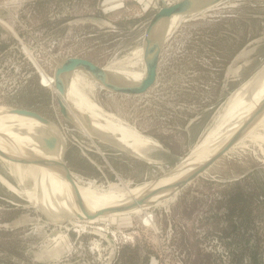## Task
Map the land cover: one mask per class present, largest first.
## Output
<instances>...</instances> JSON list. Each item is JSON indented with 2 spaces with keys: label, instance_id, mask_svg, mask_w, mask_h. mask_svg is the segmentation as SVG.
<instances>
[{
  "label": "rangeland",
  "instance_id": "rangeland-1",
  "mask_svg": "<svg viewBox=\"0 0 264 264\" xmlns=\"http://www.w3.org/2000/svg\"><path fill=\"white\" fill-rule=\"evenodd\" d=\"M100 4L0 0V107L32 110L54 123L67 142L63 161L83 200L90 190L97 193L86 186L90 182L102 189L135 187L170 174L205 142L219 141L233 112L254 108L253 94L240 100L236 95L264 70V0H225L181 18L162 46L156 83L145 94L110 93L77 73L75 86L91 89L105 114L157 141L155 162L137 159L65 120L55 90L28 55L49 76L68 57L140 75L138 49L163 2L119 0L108 14L111 26L72 28L77 17L101 14ZM259 128L252 136L264 137ZM9 162L0 158V264H108L113 249L98 230L117 241L112 264H264L263 140L246 137L177 195L141 213L80 220L67 209L70 217L61 225L26 196ZM39 175L34 173L40 180ZM62 211L50 214L58 218ZM55 231L59 236L51 239Z\"/></svg>",
  "mask_w": 264,
  "mask_h": 264
},
{
  "label": "bare ground",
  "instance_id": "bare-ground-1",
  "mask_svg": "<svg viewBox=\"0 0 264 264\" xmlns=\"http://www.w3.org/2000/svg\"><path fill=\"white\" fill-rule=\"evenodd\" d=\"M183 17L187 18L189 16L186 17L182 15L179 16L176 15L171 18L168 24L166 35L172 33L173 28L178 23H180V20ZM162 25L163 23L158 25L155 31L156 34H158L159 36H163L164 27H161ZM143 51L144 49L142 47L138 49V53L140 54L142 62H143ZM28 55L31 58V60L35 63V65L38 66L42 74L44 83L49 85L51 81L48 79L46 73L43 72V69H41V67L37 64L35 58L30 52H28ZM105 68L115 76H118L119 78L127 79L125 81L128 83L139 82L145 75V67H142L143 70L140 75H137L127 70L116 69L112 67H105ZM77 73L85 74L80 70L75 71L73 73L64 98L67 102H69L68 104L69 112L72 114V117L79 124L81 129L91 136V133L86 125V120L84 119V116L87 115V117H89L90 120H92V126L94 128H96L101 132L106 133L110 138L117 140L120 145H123L129 148L130 150H132V152L135 155L144 158L148 162H155V160L151 156V152L152 150L156 149V147L158 146L157 141L155 139L149 138L146 135H143L142 133L138 132L135 128L124 125L121 121L116 119L114 115L112 116L110 114H105L103 112V107L92 99L91 97L92 95L90 92L91 89H88L86 87L84 88V87L75 86L74 78ZM258 74L259 75L257 76V80L255 79H254L255 81L251 80L250 83H248L250 85L246 86V88L249 86L250 90L244 88L245 87L244 86L243 88L246 90L240 88L242 90L238 91L236 95L237 100H240L245 97L248 98L250 94H253L250 97L251 98L250 101H253V104L251 106L254 108L250 111L246 110L245 112L244 110H240V109L237 110L235 113L233 112L232 120L234 121H231L230 119L231 117H230L228 119L230 121L227 120L230 123H228L229 125L226 127V130L223 132L224 129L223 128L220 129L219 135H221L222 132L224 134L223 136H221L219 141L210 140L205 142L202 146L196 147L193 150V152H190L191 153L190 156L183 163H180L178 168L175 171H173L171 175L160 178V180L156 181V183H154V181H147L135 187H131L129 186V184H124V183L112 184V185H108L107 187L108 193H106L107 191L104 192L105 189L104 191L102 188L100 190L99 187H97L98 193L96 194L93 193V190H90V192L86 193L88 195V199L84 200V204L86 208L90 212L93 211L95 212L107 206L121 204L125 202L127 199H131V197L132 198L138 197L140 194H142L145 190L149 189L153 185H154L153 188L165 186L171 182L186 177L189 172H191L192 170L203 164L217 151H219L227 142V140L231 138V136L235 134L238 130L242 129L245 124L247 125L251 124V125L249 129L247 128V125L244 127L247 128L248 130L246 129L247 131L244 132L242 138L239 139L233 145V147L243 142V140H245L246 137L247 138L252 137L253 140L264 141V137L258 136V134L252 136L255 133L254 129H257L261 126L264 127V112L259 117L252 118V116L255 113L256 114L258 113L257 111L259 105L264 100V70L262 72L260 70ZM52 77L54 79V75ZM93 81L97 85H99L95 80ZM51 88L52 90H55L54 86L53 87L51 86ZM255 94L260 96L258 97L257 100H254ZM72 96H74L75 98ZM9 110L10 108L8 107L5 109L3 107H0V152L8 150L11 152L9 156L14 158L17 156H25L30 159L32 158L44 159L51 162L62 160L61 152H62L63 142L60 146L57 155L46 154L45 151L41 149L40 144L34 138V136L38 133L39 128L42 129V127L44 126L35 119L24 116L13 115L9 112ZM238 113L239 116L237 117ZM39 132L41 133V131ZM17 138L19 141H16ZM21 138H23V140ZM0 158H2V156H0ZM2 159L7 161L6 158H2ZM10 164H12L10 166L11 170H13L15 175L18 177L17 180L25 185L24 193L26 194V196L27 195L30 196L31 200H33L34 203L41 202L43 205L46 206V208L53 209L56 211L59 210L61 211V209L63 211L64 210L66 211L67 209H69L70 212H73L72 214L74 216H79V218L82 219L86 218L85 214L76 205L75 199L72 198L73 192L71 190L70 184L66 181L64 174H62L56 168L47 165H42L40 167H36V166L31 167L25 165L24 169L21 171V173H19L15 171L14 166L16 165V163H10ZM35 172H38V174H40L39 175L40 180L34 176ZM22 178H24V180ZM30 179L35 181V182L33 181V184L31 185V187L35 186L34 190H31L32 188L28 189L29 187L27 186L28 184L26 182L29 181ZM38 184H40L41 186L40 194H38L37 192ZM64 206H67V208L66 207L64 208ZM147 220L152 221L149 217H147L146 221ZM58 236L59 235L55 236L54 238H57Z\"/></svg>",
  "mask_w": 264,
  "mask_h": 264
},
{
  "label": "water",
  "instance_id": "water-1",
  "mask_svg": "<svg viewBox=\"0 0 264 264\" xmlns=\"http://www.w3.org/2000/svg\"><path fill=\"white\" fill-rule=\"evenodd\" d=\"M161 1L163 2V6H160L156 11V13L153 14V16L150 18L148 22L147 27L145 28L143 46H142V48L144 49L143 64L145 67V75L139 82L128 83L125 81L127 79L119 78L118 76H115L114 74L109 72L105 67H101L85 58L68 57L57 63L53 74L55 80L54 82L55 91L53 93L57 100L60 113L63 116V118H65V120L79 126V124L72 117V114L69 112L68 109L69 102H67L64 98L69 82L75 71L80 70L84 72L87 76L95 80L100 85L101 88L105 89L110 93H115L120 95L145 94L156 83L162 46L164 42L168 39V37L171 35V33L166 35L168 24L171 18L176 15L194 17L200 13H203L205 11L212 9L213 7L220 5L225 0H161ZM80 22L81 23L91 22L92 24H96V25L102 24V25L111 26V24L105 21L104 19H100L96 17L83 18ZM161 23H163L161 27H164L163 36H159L155 32L156 28ZM9 112L13 115L24 116L35 119L44 126L42 127L41 133L39 134L40 135L39 143L41 149L44 150L46 154L57 155L60 146L63 142L62 152H61L62 160L51 162L44 159H33V158L30 159L25 156H17L14 158L3 152H0V156H2V158H6L10 162L18 163L20 165L36 166V167L47 165L56 168L58 171L64 174L66 181L70 184L72 188L73 194L75 196L76 205L86 216V218L83 219L79 218V216H74L75 218L80 220H96L102 217L138 214L145 211L146 209L151 208L156 204H159L163 201H166L169 198H172L173 196L177 195L182 189H184L190 182H192L197 176L202 174L210 166H212L217 160H219L230 148H232L233 145L239 139L242 138L244 132L247 131L251 125V124L250 125L245 124L242 129L238 130L235 134L231 136V138L227 140V142L219 151H217L203 164H201L200 166L189 172L186 177L171 182L165 186L153 188L154 187L153 185L152 187L145 190L142 194H140L136 198L131 197V199H127L125 202L121 204L107 206L95 212L94 211L90 212L84 204V200L80 195L79 189L76 186V182H75L76 180L72 172L70 171L66 163L63 161V158L67 150V142L64 138H61V136H59V134L56 131H54L55 130L54 123L48 118L42 116L41 114L28 109L10 108ZM257 112L258 113L257 114L255 113L252 116V118L259 117L264 112V100L263 102L260 103ZM84 119L86 120V125L91 133V137L93 138L98 137L102 141L110 144L111 146L121 151H124L137 159L148 162L144 158L135 155L132 152V150H130L129 148L120 145L117 140L110 138L106 133L101 132L96 128H94L92 126V120H90V118L87 117V115L84 116ZM246 125L248 129L244 128ZM153 151L151 152V154H153ZM184 161H182L181 163H183ZM178 166L175 169H173L172 172L175 171L178 168ZM171 173L166 176L171 175ZM160 178L151 181H154V183H156V181L160 180ZM26 183L28 184L27 185L28 187H31L33 181L30 179ZM37 192L38 194L41 193L40 184L37 185ZM38 208L42 211L44 216L52 224L55 225L63 224L65 221L68 220V217H70V213L67 211H62L58 218L53 217L51 214L54 213L55 210L46 208V206L43 205L41 202H38ZM95 234L100 236L113 249L111 256L108 260V264H112L119 249L117 241L108 233L102 232L100 230L95 231ZM57 235H59V232L55 231L51 235V239H54V237Z\"/></svg>",
  "mask_w": 264,
  "mask_h": 264
},
{
  "label": "crops",
  "instance_id": "crops-1",
  "mask_svg": "<svg viewBox=\"0 0 264 264\" xmlns=\"http://www.w3.org/2000/svg\"><path fill=\"white\" fill-rule=\"evenodd\" d=\"M118 1L119 0H101V4H100V7H99V9L102 11V13L101 14H90V17H96V18H100V19H104L105 21H107L108 23H110V22H112V20H111V18L110 17H108V14H110L111 12H112V10L117 6V4H118ZM97 7V6H96ZM82 19L80 18V17H77V18H75L74 19V21H73V26H72V28H77V29H80L81 27H83L84 25H88V26H93V25H95V27L96 26H98V27H100L99 25H101V24H99V25H96V24H92L91 22H85V23H81L80 21H81ZM104 27H107V25H103ZM109 26V25H108ZM94 29V28H93ZM95 31H97V32H99V30H97L96 28H95ZM95 33V32H94ZM245 65V64H244ZM9 163H11V162H9ZM12 165V164H11ZM10 165V166H11ZM17 163H16V165L14 166L15 167V171H17V169H19L20 170V172L24 169V167H17ZM11 169V168H10ZM18 172V171H17ZM23 180H24V178H22ZM78 182V181H77ZM80 182V181H79ZM86 186H89V187H91V188H93L94 189V191H97V193H98V189H97V187H99V189L101 190V188L102 187H100V186H97V185H94L93 183H89L88 185H86ZM89 189V188H88ZM103 191H104V188H103ZM107 191V189H105V191L104 192H106ZM100 193H101V191H100ZM106 193H108V191L106 192ZM96 194V193H95ZM29 199H31L30 198V196H27Z\"/></svg>",
  "mask_w": 264,
  "mask_h": 264
},
{
  "label": "built area",
  "instance_id": "built-area-1",
  "mask_svg": "<svg viewBox=\"0 0 264 264\" xmlns=\"http://www.w3.org/2000/svg\"><path fill=\"white\" fill-rule=\"evenodd\" d=\"M41 74V73H40ZM46 75H47V77H48V79L51 81V83L49 84V87L50 86H54V79L52 78V76H49L47 73H46ZM150 217V216H149Z\"/></svg>",
  "mask_w": 264,
  "mask_h": 264
}]
</instances>
